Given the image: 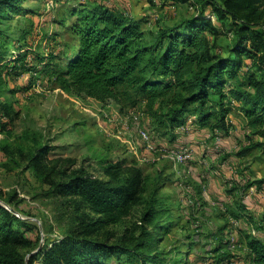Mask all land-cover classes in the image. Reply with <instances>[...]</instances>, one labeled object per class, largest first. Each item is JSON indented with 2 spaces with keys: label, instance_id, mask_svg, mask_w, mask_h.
<instances>
[{
  "label": "trees",
  "instance_id": "16d2710c",
  "mask_svg": "<svg viewBox=\"0 0 264 264\" xmlns=\"http://www.w3.org/2000/svg\"><path fill=\"white\" fill-rule=\"evenodd\" d=\"M26 2L0 0V26L27 15ZM208 2L214 5L211 13L197 7L191 18L159 29L151 39L140 22L122 13L82 6L72 11V25L60 23L74 38L75 46L47 62L38 61L26 45L10 53L3 41L8 40L5 29L0 27V66L10 75L27 71L49 74L61 91L100 103L114 101L136 107L144 101L151 111L159 103L167 112L154 116L165 135L185 125L190 116L202 128L228 133L227 118L235 112L252 129H261L264 0ZM220 32L228 36L230 44L218 49L215 39ZM26 47L29 50L23 52ZM9 108L2 99L1 122L8 120ZM32 142L29 168L49 186L50 196L72 210L71 225L60 239L34 247L35 241L27 237L34 228L0 202V264H111L124 258L132 264H178V259H168V253L159 251V243L169 231L162 218L170 211L160 202L159 185L150 190L149 179L136 162L106 163L107 179H99L83 167L59 169L49 160L50 147L39 145L34 138ZM254 146L259 143L241 150L239 156ZM17 196L13 193L4 199L0 191V200L11 208ZM138 206L143 207L138 231H125L118 238L108 230ZM246 239L252 264H264V243L255 237ZM229 244L213 250L223 251L216 255L219 261L232 258ZM23 250L29 251L28 258ZM185 257L187 260L188 255Z\"/></svg>",
  "mask_w": 264,
  "mask_h": 264
},
{
  "label": "rangeland",
  "instance_id": "374dc122",
  "mask_svg": "<svg viewBox=\"0 0 264 264\" xmlns=\"http://www.w3.org/2000/svg\"><path fill=\"white\" fill-rule=\"evenodd\" d=\"M208 1L27 0L24 5L29 9L27 15L7 20L0 27L5 29L8 40L3 41L7 43L6 48H10V53L13 54V48L26 45L37 55L38 61L47 62L51 60V56L61 55L68 47L75 46L74 38L60 23L69 22L65 27L72 25L75 22L72 11L82 6L107 7L122 13L140 22L147 38L151 39L159 29L191 18L197 7L211 13L214 5ZM218 29L222 31L221 27ZM220 33L215 39L218 49L230 44L228 36ZM28 47L23 52L29 50ZM17 55L15 53V56ZM2 68L3 66H0V102L3 99L10 108L6 123L0 121V191L4 199L13 193L18 196L12 208L2 200L0 202L13 209L18 217L34 228L27 232V237L35 241L34 247L40 248L47 242L60 239L71 225L73 212L68 207L61 206L57 197L50 196L49 186L29 168L33 138L38 140L39 145L50 147L49 160L52 165L70 170L83 167L89 175L99 179H107L103 169L106 163L136 162L149 179V189L153 190L159 185L160 202L170 211L162 218L169 231L159 243V251L168 253V259H178V264L219 262L213 252L214 248L210 250L209 247L216 245V237L221 236L222 229L230 228L234 232L237 230V225L241 222L237 224L236 221L245 219V206L240 204L238 209L233 208L230 213L222 214L224 212L217 206H209L203 193L206 197L209 194L195 181L194 175L200 169L204 170V167L216 171L218 168L214 166H221L222 162L231 156L243 157L241 161L245 162L248 159H262L264 126L254 130L248 126L242 115L235 112L233 117L240 129L243 131L247 128L250 131L245 135L246 142L250 141L255 143L254 145L259 143V146H254L246 155L239 156L238 153L246 148L242 141L234 138L237 142H234L230 153L212 162L205 157L209 151L208 144L202 143L197 146L202 147L203 153L198 155L190 150L193 160L181 164L173 159L176 151L158 143L168 140V137L157 126L155 117L166 113L167 107L162 108L157 103L151 111L144 101L136 107H130L128 104L118 105L114 101L100 103L84 95L61 91L50 81L49 74L27 71L17 76L8 74ZM188 123L193 125V117L190 116ZM140 130L150 133L154 150L148 149L147 143L139 135ZM214 151L217 154L216 151L219 150ZM240 165H244V162ZM190 169L198 171L191 175L188 172ZM241 173L238 171L233 175H242ZM221 175L226 176V173L222 172ZM159 178H163L162 182ZM205 179L208 180L205 177L201 181L205 183ZM233 187L226 184V191L235 194V190H231ZM243 192L244 197L249 194L245 190ZM209 207L211 210H208ZM142 211L143 207H135L128 217L111 225L108 230L118 238L125 231L129 234L135 233L142 224ZM252 218L253 216L249 219ZM228 236L231 237V234ZM181 252L185 254L180 256ZM23 253L29 257L28 250H23ZM185 255H188L187 260ZM111 264L132 263L124 258L121 262Z\"/></svg>",
  "mask_w": 264,
  "mask_h": 264
},
{
  "label": "crops",
  "instance_id": "0c3cea01",
  "mask_svg": "<svg viewBox=\"0 0 264 264\" xmlns=\"http://www.w3.org/2000/svg\"><path fill=\"white\" fill-rule=\"evenodd\" d=\"M48 18L49 15L47 16V19ZM233 116L234 114H231L227 118L230 125L228 133L202 128L198 124L192 123L193 125H189L190 129L188 131L175 129L177 130L176 132L172 131L171 134L167 135L168 140H161L158 143L160 146L176 152L193 150L198 155L202 154L203 150L202 147L197 145L205 143L208 144L207 150H209L205 157L215 162L226 153H230L231 148L234 147V142H237L234 138L238 139V141H242L244 148L255 144L250 141L246 142L245 135L249 134L250 131L247 128L242 131ZM186 124H188V122ZM211 137H213V139ZM214 150L219 151H216L217 154H215ZM242 158L243 157L235 156L226 158L221 166H214L218 168L216 171H212L207 167H204V170L200 169L198 171L197 169H190L188 171L191 175H194L196 170L198 171L197 174L195 173L194 179L200 184L199 186L205 188V192L209 194H207L208 197H206L205 193H203L204 199L209 202V206H217L220 208L221 211L224 212L222 214L226 215V213H230V210L233 208L238 209L241 206L240 204L245 206L246 212L243 213L245 219L241 218L239 221H236L237 224L241 222L237 225V230L234 232L231 231L230 228H225L226 230L222 229L220 233L221 236L218 235V237H216L218 241L216 245L209 247L210 250H213V248L216 250L227 242H230L229 251L232 258L216 262L217 264H252L251 253L247 247L246 237H255L264 243V157L259 160L248 159V161H246L248 164L244 160L241 161ZM241 162H244V165L241 166ZM235 170L236 172H234ZM238 171H240V173L242 171L244 172L241 173L242 175H233L234 173L237 174ZM222 172L226 173V176H222ZM199 176H201V178ZM205 177H207L208 180L205 179V183H203L201 180ZM218 177H222L226 180H221ZM230 180L231 182L228 183ZM220 181L222 182L220 183ZM226 184H230L231 187L234 186L231 190H235V194L226 191ZM244 190L249 192L246 197H244ZM211 207H209L208 210H211ZM250 215L253 216L252 219H249L252 217ZM223 234H225V236L222 237ZM228 234H231V237H229ZM215 253L219 256L223 251L221 250Z\"/></svg>",
  "mask_w": 264,
  "mask_h": 264
},
{
  "label": "built area",
  "instance_id": "2783aa9c",
  "mask_svg": "<svg viewBox=\"0 0 264 264\" xmlns=\"http://www.w3.org/2000/svg\"><path fill=\"white\" fill-rule=\"evenodd\" d=\"M52 6H54V3H52ZM180 130L188 131L190 129L189 123L185 124L181 127H179ZM140 137L144 142L147 143L148 149L154 150V147L151 145V135L146 130H140L139 132ZM192 152L190 150H184L182 152H175L173 155V159L177 163H185L192 159Z\"/></svg>",
  "mask_w": 264,
  "mask_h": 264
},
{
  "label": "water",
  "instance_id": "95a60500",
  "mask_svg": "<svg viewBox=\"0 0 264 264\" xmlns=\"http://www.w3.org/2000/svg\"><path fill=\"white\" fill-rule=\"evenodd\" d=\"M6 208H8L9 211L13 212L15 214V211L13 209H11L10 207L4 205Z\"/></svg>",
  "mask_w": 264,
  "mask_h": 264
}]
</instances>
